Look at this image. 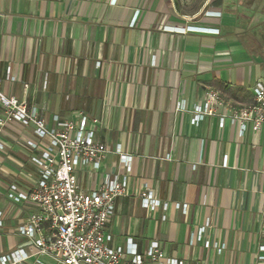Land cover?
I'll return each mask as SVG.
<instances>
[{"label": "crops", "instance_id": "1", "mask_svg": "<svg viewBox=\"0 0 264 264\" xmlns=\"http://www.w3.org/2000/svg\"><path fill=\"white\" fill-rule=\"evenodd\" d=\"M8 70L4 91L36 108L47 126L56 116H86L108 146L99 170L78 172L83 189L106 174L127 175L108 221L115 245L132 239L144 252L158 241L166 256L188 263L264 264L263 133L240 136L229 119L220 126V105L191 122L209 90L237 107L253 101L264 81V0H0V78ZM8 133L0 152V255L33 252L18 227L37 211L8 197L10 185L27 191L36 180L24 143L33 136L18 124ZM119 152L133 157L129 173ZM146 187L167 210L141 205ZM207 221L204 238L190 244Z\"/></svg>", "mask_w": 264, "mask_h": 264}, {"label": "built area", "instance_id": "2", "mask_svg": "<svg viewBox=\"0 0 264 264\" xmlns=\"http://www.w3.org/2000/svg\"><path fill=\"white\" fill-rule=\"evenodd\" d=\"M4 79H13L10 70L5 78H0V152L8 146L5 139L8 131L18 124L33 136L25 137L24 143L30 151L28 160L36 169V180L30 189L17 192V185L12 184L8 197L30 201L37 211L18 227V233L31 241L33 252L19 249L0 255V264H20L32 256L36 257L37 264H207L166 256L158 241H152L144 252L138 250L132 239L126 246L115 245L114 236L108 231V221L114 214L116 200L127 192V175L106 174L98 187L91 190L83 189L78 179L80 170L101 168L109 152L108 146L96 139L86 116L78 120H60L56 116L54 127L47 126L36 108H30L25 100L4 91ZM253 92L251 103L237 107L226 102L217 90H209L204 101L195 106L192 124H199L205 116L215 114L216 106L220 105L224 107L220 126L229 119L239 125L240 136L251 128L263 133L264 142V81H258ZM184 105L180 102L178 109H184ZM119 155L129 173L132 155L122 152ZM140 198L141 205L148 210L168 208V203L155 197L148 187ZM176 207L187 211V204L176 203ZM209 224L207 221L197 233H192L189 243L202 240ZM204 243L209 246L208 240ZM224 247L225 244H221L219 251ZM260 250L264 251V245ZM259 260L263 261L264 255H260Z\"/></svg>", "mask_w": 264, "mask_h": 264}, {"label": "water", "instance_id": "3", "mask_svg": "<svg viewBox=\"0 0 264 264\" xmlns=\"http://www.w3.org/2000/svg\"><path fill=\"white\" fill-rule=\"evenodd\" d=\"M30 243H31V241H30Z\"/></svg>", "mask_w": 264, "mask_h": 264}]
</instances>
